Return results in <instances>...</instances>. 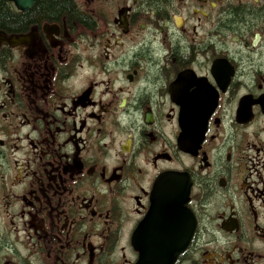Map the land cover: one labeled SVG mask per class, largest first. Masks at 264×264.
Listing matches in <instances>:
<instances>
[{
    "label": "flooded vegetation",
    "instance_id": "obj_1",
    "mask_svg": "<svg viewBox=\"0 0 264 264\" xmlns=\"http://www.w3.org/2000/svg\"><path fill=\"white\" fill-rule=\"evenodd\" d=\"M4 1L0 264H264V0Z\"/></svg>",
    "mask_w": 264,
    "mask_h": 264
},
{
    "label": "trees",
    "instance_id": "obj_2",
    "mask_svg": "<svg viewBox=\"0 0 264 264\" xmlns=\"http://www.w3.org/2000/svg\"><path fill=\"white\" fill-rule=\"evenodd\" d=\"M47 14L50 13L45 12V10L38 11V9L35 8L33 12L27 15L11 16L7 11L5 1L0 0V28L2 29L20 31L23 30V28L26 27L30 22L45 17Z\"/></svg>",
    "mask_w": 264,
    "mask_h": 264
},
{
    "label": "water",
    "instance_id": "obj_3",
    "mask_svg": "<svg viewBox=\"0 0 264 264\" xmlns=\"http://www.w3.org/2000/svg\"><path fill=\"white\" fill-rule=\"evenodd\" d=\"M9 1L13 2L16 5V7L22 12H26L30 10L35 2V0H9ZM165 184L171 185V186H178L181 184V180L178 177L166 178ZM134 245L137 248V238L134 239ZM177 256L178 254L173 253L172 251L168 254V258L171 260V264H173ZM149 257L151 259L152 258L154 259L155 256L153 254H150Z\"/></svg>",
    "mask_w": 264,
    "mask_h": 264
}]
</instances>
